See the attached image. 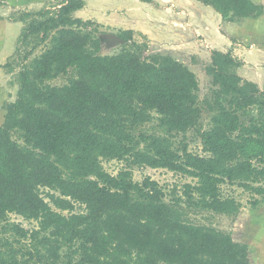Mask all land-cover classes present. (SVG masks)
Returning <instances> with one entry per match:
<instances>
[{
	"label": "trees",
	"instance_id": "obj_1",
	"mask_svg": "<svg viewBox=\"0 0 264 264\" xmlns=\"http://www.w3.org/2000/svg\"><path fill=\"white\" fill-rule=\"evenodd\" d=\"M196 1L226 22L263 12L253 0ZM83 6L64 0L14 20L22 22L15 57L26 62L0 125V264H251L247 244L192 221L190 212L235 215L239 203L220 195L225 181L264 202V91L237 73L240 61L229 51L214 50L205 67L211 99L199 103L195 74L149 52L131 31L118 34V52L101 53L98 35L83 29L95 24L73 15ZM70 69L67 83L49 82ZM203 109L208 129L199 126ZM189 129L207 156L175 146ZM102 159L165 168L196 183L167 201L156 181H134L128 169L111 175ZM74 203L84 211L73 212ZM10 213L37 226L10 222Z\"/></svg>",
	"mask_w": 264,
	"mask_h": 264
},
{
	"label": "rangeland",
	"instance_id": "obj_2",
	"mask_svg": "<svg viewBox=\"0 0 264 264\" xmlns=\"http://www.w3.org/2000/svg\"><path fill=\"white\" fill-rule=\"evenodd\" d=\"M254 1L264 3V0ZM58 2H60V0H0V125L3 123L6 104L16 96V78L21 64L26 62L25 60L20 62V60L15 57V47L18 45L17 39L22 28V22H14V20H17V18L25 12H36L45 9L52 11L54 10L52 6ZM243 20L244 19H241V21L239 20L240 22L238 23H241ZM89 22L93 23L92 21ZM243 22L246 24H241L247 28L251 21L247 19ZM101 28L102 27L96 24L83 26L84 30L93 32L95 36L99 33L106 34L109 32L118 35L121 32L120 29L111 31L108 28H102L103 30H100ZM262 28V42L260 41V45L257 48L262 49L264 53L263 25ZM218 31L221 32L222 30L219 29ZM136 37L137 38H133L138 42H145L148 45L149 52H158L156 51L157 47L151 45L148 39L143 36ZM204 39L205 34L197 33L194 35L191 52L189 51L190 53L187 54V56H172L174 59L186 65L195 74L198 82L197 95L199 103H202L206 98L208 100L211 99V77L206 73L205 67L209 64L211 53L214 50H219L221 52L229 51L234 58L240 61L237 73L242 78L255 82L259 89L264 91V54L257 57L252 56L253 49L250 48H255L256 44H253L255 43L253 42L254 39H251L246 35V38L232 42V40H227L226 38L224 39L226 42L221 44L223 45L221 48L219 45H214L218 42L212 41L211 38L207 39V41ZM245 42L247 43L246 45H244ZM119 48L120 45L109 49H101V53L113 54L118 52ZM41 49L42 44L34 49L32 55H30L27 60L32 56L37 55ZM22 50L24 51L25 49L22 48ZM73 76L74 72L70 69L66 74L49 82L54 85H62L67 83ZM210 116V112L203 109L199 121L201 129H208L210 127ZM182 143L185 144L187 150L193 154L199 156L208 155L204 150L200 137L195 129H189L184 134L176 135L175 146ZM101 165L103 169L111 175H116L121 170L128 169L134 181L141 182L144 178L149 177L156 181L162 188L164 198L167 201H173L176 197H184L185 185H193L196 183V179L186 174L170 171L165 168L133 165L130 161L124 159H102ZM219 187L221 197L233 198L239 203L240 208L238 212L233 216H228L211 211H195L194 209H191V220L229 233L233 240L245 243L249 246L251 250L249 257L251 264H264V202L260 201L261 197L259 195L245 190L234 183L232 184L225 181L224 183H221ZM40 192L45 195L48 190L47 188L41 187ZM46 200L48 199L46 198ZM51 206L56 209L52 204ZM72 211L82 212L84 211V207L79 203H74ZM62 212L67 213V211ZM7 220L15 224L18 223L26 229H32L37 226L36 221L24 219L22 216L14 213L8 214Z\"/></svg>",
	"mask_w": 264,
	"mask_h": 264
},
{
	"label": "crops",
	"instance_id": "obj_3",
	"mask_svg": "<svg viewBox=\"0 0 264 264\" xmlns=\"http://www.w3.org/2000/svg\"><path fill=\"white\" fill-rule=\"evenodd\" d=\"M60 0L52 6L57 9ZM84 6L76 10L73 15L83 21H92L104 29L116 31L120 29L132 32V36H143L154 45L156 51L170 56H187L193 46L194 35L205 34V39L225 43L224 39L236 41L247 37L254 39L252 56H261L263 51L257 48L262 42L263 12L256 18H244L251 21L246 28L243 24L226 22L211 6L203 5L196 0H83ZM14 23V22H13ZM100 30H103V29ZM221 29L222 31H218ZM102 50L118 46V35L111 32L99 33ZM134 38V39H135ZM215 43V42H214ZM247 43L245 42L244 45ZM151 47V46H150ZM257 48V49H256ZM190 51V52H189ZM103 53V52H102ZM250 53V52H249ZM105 54V53H103ZM108 54V53H106ZM260 54V55H259Z\"/></svg>",
	"mask_w": 264,
	"mask_h": 264
},
{
	"label": "water",
	"instance_id": "obj_4",
	"mask_svg": "<svg viewBox=\"0 0 264 264\" xmlns=\"http://www.w3.org/2000/svg\"><path fill=\"white\" fill-rule=\"evenodd\" d=\"M116 39H120V38H116ZM121 41V40H120Z\"/></svg>",
	"mask_w": 264,
	"mask_h": 264
}]
</instances>
